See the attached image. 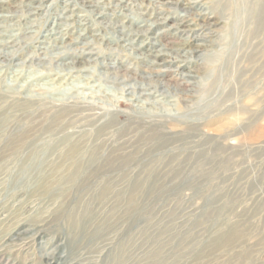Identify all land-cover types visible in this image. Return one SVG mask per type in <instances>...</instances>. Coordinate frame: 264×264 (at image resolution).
<instances>
[{"label": "rangeland", "instance_id": "374dc122", "mask_svg": "<svg viewBox=\"0 0 264 264\" xmlns=\"http://www.w3.org/2000/svg\"><path fill=\"white\" fill-rule=\"evenodd\" d=\"M161 1L0 0V264H264V0Z\"/></svg>", "mask_w": 264, "mask_h": 264}, {"label": "bare ground", "instance_id": "6f19581e", "mask_svg": "<svg viewBox=\"0 0 264 264\" xmlns=\"http://www.w3.org/2000/svg\"><path fill=\"white\" fill-rule=\"evenodd\" d=\"M162 2V4H164V5H166V6H169V5H174L175 3H178V4H182L184 7H186V8H192L193 7V2H191V1H189V0H162L161 1ZM167 22V20H165V21H162L161 23H160V25H161V27L160 28H162V26L164 27L165 25H164V23H166ZM178 25H175L174 27L175 28H179V29H182L183 28V30H185V31H188V29L189 30H192V29H190V28H188V26H186V25H184V24H182V23H177ZM199 47V46H198ZM158 55H160V56H163L162 54H157L156 56H158Z\"/></svg>", "mask_w": 264, "mask_h": 264}]
</instances>
